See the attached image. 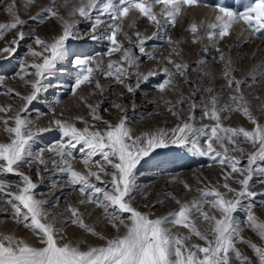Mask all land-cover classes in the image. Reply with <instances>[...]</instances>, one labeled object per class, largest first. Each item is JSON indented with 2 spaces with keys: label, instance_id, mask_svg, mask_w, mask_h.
<instances>
[{
  "label": "snow or ice",
  "instance_id": "6c2138e0",
  "mask_svg": "<svg viewBox=\"0 0 264 264\" xmlns=\"http://www.w3.org/2000/svg\"><path fill=\"white\" fill-rule=\"evenodd\" d=\"M201 2L202 0H115V2L114 0H80V4L74 6L69 12L71 19L58 15L56 11H53L52 6L43 8L31 17L33 20L54 17L60 22L62 31L50 43L36 36L34 43L43 51L37 52L32 48L28 51L34 57H41L42 62H34L30 65L22 62L20 71L16 73L21 80H25L29 69H34L35 79L25 80V84L30 85V94L21 95L15 92V95L23 101V107L14 116L3 120V131L9 135V140L0 142V174L18 176L22 186L16 185L18 192H6L5 190L11 189L13 185L0 179V194L10 197L7 202L11 205L13 219L17 224H22L24 228L30 230L33 235L38 236L39 245L34 246L15 235H0V264H237V262L238 264H264V243L258 246L244 239L241 236L240 223L234 217V213L247 200L248 203L243 205L247 213L246 226L256 232L259 239L264 242V221L258 220L252 211L254 207L252 200L257 193L250 187V181L254 176L264 177V164L260 163L264 162V124L258 123L250 112L241 91L242 81L232 75V61L226 60L219 48L216 51L220 53V61L225 64L223 75L226 79V87L233 89L235 93L230 97V101L236 107L231 108L228 105L218 107L217 98L213 96L210 102L211 107L204 108V116L215 122L212 125L197 128L194 124V116L190 114L187 121L177 124L170 130L171 134L161 129L142 136H134L126 126L125 117H119L118 122L104 120L99 114V103L87 104L92 121L96 123L90 124L84 117L77 116L74 119L82 121L85 125L81 129L74 123L54 119L52 123L57 126L61 139L47 149L40 148L34 153L32 141L36 135L50 129L40 128L34 132L31 128L32 121L23 115L38 99L39 94L47 89L45 80L52 74L57 62L65 55H71L65 45L70 38H78L75 32L77 17L90 21L92 39L97 38L95 33L102 23V16L107 15L114 23L108 25V31L104 35L109 42V47L101 55L110 58L106 69L102 58L71 55V64L77 70L71 93L76 95L82 85H91L94 82L95 89L102 95L103 86L99 80L95 79L96 73L113 78L116 83L123 85L128 93H134L141 82L147 83L151 77L157 75V71L150 69L146 74L135 73L137 76L135 87L127 83L128 77L133 75L130 69L139 66L138 58L132 49L138 48L139 52L147 56L149 60H155L154 53L146 51L145 44L157 33L153 32L152 36H146L140 32H134L136 40H133L132 36L125 32L124 37L132 46L125 47L118 39L124 18L133 13L138 14V17L145 18L149 24L155 25L157 31H160L165 24L175 26L176 16L181 12L182 7L197 6ZM157 6H162L159 12L154 10ZM214 7L217 14L214 21L207 25L206 32L210 41L215 40L217 35L221 39L230 35V29L236 22H242L250 36L264 38V0H254L245 11L239 13L220 4ZM7 10L11 12V9ZM93 10L98 12L95 20L92 16ZM26 23L27 21L21 19L18 14L12 13L10 22L0 23V36H3L6 31L22 28ZM129 27H134V22ZM187 31L193 34V43L200 39L197 35L196 23H192ZM23 39L24 32L19 31L11 44L18 45ZM167 42L169 45L179 43L174 42L171 37L167 38ZM0 51L14 53L16 48L4 47ZM114 53H120L119 60L111 59ZM180 54V51L173 47L164 57L167 65H171L174 71L167 66L162 69L167 78L155 86L162 94L170 87H175L174 77L177 74L184 78L186 84L188 83L189 64L177 62L173 58L174 55L180 56ZM195 91L196 89L193 95ZM207 91L212 92V89ZM13 92V89H8V94ZM80 100L87 103L84 97H80ZM185 102H187L186 99L181 97L180 103ZM114 107L121 108L119 104H115ZM196 107L193 101L191 103L193 113ZM7 111L9 109L0 107V112ZM168 111L178 120L180 119V113L174 110V107H169ZM224 111H240L253 125L252 129L223 126L220 114ZM9 120L14 121V126H9ZM199 136L207 138L206 147L199 146ZM213 142L219 145L222 151L217 150ZM245 143L250 144L252 150L246 154L247 164L242 167L245 149L241 147V144ZM171 145L188 147L190 151L200 156L209 157L212 162L219 164L222 168L230 169V171H223L222 176L224 181L222 187L226 192L208 185L197 188L198 195L191 201H182L169 193L168 195L175 200L178 208L153 219L149 214L139 211L132 203L133 193L137 190L135 170L145 157ZM72 149H77L84 154L82 160L85 166L94 163L98 166L99 173L110 175V182L105 183L103 188L97 187L95 183L90 182L89 177H95L97 181L104 183L98 172L88 168L87 175H84L74 170L71 164V159L75 158ZM45 151L59 157L58 160L52 159L51 164L60 173L67 175V184L73 189L79 186L78 191L82 197L79 204L91 203L103 209L108 223L116 230L115 236H105L87 225L79 208L72 205H68L66 209L71 214L70 222L74 225L78 224L85 232L97 236L103 243L98 246H88L85 249L81 247L83 241L74 243L60 235L63 229L55 226V218L48 219L49 213L45 205L49 201L35 197L34 189L37 185L21 170L22 165H47ZM234 152H239L240 156L230 154ZM97 156L100 157L99 160L94 159ZM108 166H111V172L106 171ZM47 170L45 168V171ZM37 175H42L39 168H37ZM229 181L240 185V188L232 187ZM259 182L264 184V179ZM183 187L186 190H192L186 182H183ZM206 204L219 213V218L209 215L204 210ZM123 214L128 215L125 218ZM198 220L208 224L203 232L197 227ZM177 226L187 229L188 234L174 232L173 228ZM121 227L124 229L123 232ZM192 235L204 241V244H189L188 241ZM237 243L247 244L254 253L255 260L243 254L238 249Z\"/></svg>",
  "mask_w": 264,
  "mask_h": 264
},
{
  "label": "rangeland",
  "instance_id": "374dc122",
  "mask_svg": "<svg viewBox=\"0 0 264 264\" xmlns=\"http://www.w3.org/2000/svg\"><path fill=\"white\" fill-rule=\"evenodd\" d=\"M253 2L254 0H202L197 6L182 7L181 12L176 16L175 26L165 24L160 31H157L155 25L149 24L145 18L138 17V14L133 13L124 18L118 39L125 47H132L124 37L125 32L132 36L133 40H136L133 35L134 32H140L146 36H152L153 32L157 33L153 39L145 44L146 51L153 52L156 57L155 60H149L147 56L139 52L138 48L133 47L132 49L138 58L139 66L130 69L133 75L128 77L127 83L135 87L137 83L135 73L146 74L150 69L157 71V75L151 77L147 83L141 82L140 87L134 93H128L123 85L100 73H96L95 79L99 80L103 86L102 95L99 90L95 89L94 82L91 85H82L77 90L76 95L71 93V86L77 71L71 64V55L102 58L106 69L110 58L101 55L109 47V42L104 38V35L108 31V25L114 23L107 15L102 16V23L95 33L97 38L92 39L93 32L90 28V21L77 17L75 32L78 38H70L65 45L66 50L71 55H65L62 60L57 62L52 74L45 80V84L48 85L47 89L39 94L38 99L23 114L32 121L31 128L34 132L40 128L50 129L36 135L32 141L33 152L39 151L40 148L47 149L61 139L57 126L52 123L54 119L74 123L76 127L81 129L85 125L82 121L74 119L77 116L84 117L90 124L96 123L92 121L87 104L99 103V114L104 120L118 122L119 117H125L126 126L134 136H142L145 133H152L161 129L171 134L170 130L175 128L177 124L187 121L190 114L194 116V124L197 128L214 124V121L204 116V108L205 106L211 107L210 102L213 96L217 98L218 107L225 105L231 108L236 107L230 101V97L235 93L233 89L226 87V79L223 75L225 64L220 61V53L216 51L217 48L224 54L226 60L232 61V75L237 80L242 81L241 91L250 112L258 123L264 124V38L250 36L247 27L242 22L234 23L230 29V35L222 39L217 35L215 40L210 41L206 36L207 25L214 21L217 14L212 11V8L215 9L214 5L220 4L239 13L245 11L246 7ZM79 4L80 0H0V23L10 22L12 13L18 14L21 19L27 21L22 28L18 27L6 31L3 36H0V49L4 47L16 48L14 53L0 51V107L9 109L7 112H0V142H8L9 140V135L3 131V120L14 116L23 107V101L15 95V92H19L21 95L30 94V85H26L25 80L32 81L35 79L34 69H29V74L25 76V80H21L16 75L20 71L21 63L30 65L34 62H42L41 57H34L28 51L29 48L37 52L43 51L42 48L35 45V37L39 36L50 43L62 31L60 22L54 17H48L44 20H33L31 17L43 8L52 6L53 11H56L58 15L65 19H71L69 12ZM161 7L157 6L154 10L159 12ZM7 9H11V12ZM97 15L98 12L93 10V20ZM133 22L134 27H129ZM192 23L198 25L197 35L200 36V39L196 43H193V34L187 31ZM19 31L24 32V39L20 40L18 45L11 44ZM168 37L179 43L169 45ZM173 47L181 53L180 56L174 55L173 58L177 62H186L190 66L187 72L188 83L186 84L184 78L177 74L174 77L175 87H170L162 94L155 86L167 78L162 71L165 66L174 71L172 66L167 65L166 60H164V57L169 54ZM119 57L120 53H114L111 59L119 60ZM21 75L24 74L21 73ZM8 89H13L14 92L8 94ZM194 89H196L195 95H193ZM207 89H212V92H208ZM80 97H84V101L87 103L81 101ZM181 97H184L187 102L180 103ZM193 101L197 105L194 113L191 109ZM115 104H119L121 108L114 107ZM169 107H174V110L180 113L179 120L168 111ZM220 115L222 125L225 127H244L247 130H251L253 127L240 111H224ZM9 126H14L13 120H9ZM206 139L204 136L198 137L200 147H206ZM213 143L217 150L222 151L219 145ZM241 147L245 149V156L241 164L243 167L247 164L246 154L252 150V147L246 143L241 144ZM71 151L75 157L71 159L74 170L80 171L84 175H87L88 168L98 172L104 183L97 181L95 177H89L90 182L95 183L97 187L103 188L105 183L110 182L111 176L99 173L96 164L85 166L82 160L83 153L77 149ZM230 154L240 156L239 152ZM44 157L48 161L47 165H22L21 170L29 175L37 185L34 189L35 197L49 201L45 205V209L49 213L48 219L55 218V226L58 229H63L60 235L74 243L83 241L81 247L85 249L88 246H98L103 243L97 236L85 232L78 224L74 225L70 222L71 214L66 209L68 205H72L79 208L87 225L92 226L97 232L105 236H115L116 230L108 223L102 208L91 203L79 204V200L82 198L78 191L79 186H76L75 189L69 186L67 175L60 173L51 164L52 159L58 160L59 157L53 156L47 151L44 152ZM94 159L99 160L100 157L97 156ZM260 163L264 164V162ZM37 168L42 175H37ZM45 168L48 170L45 171ZM225 170L230 171V169L222 168L219 164L212 162L209 157L200 156L194 151H190L188 147L171 145L167 148L158 149L145 157L135 170L137 190L133 193L132 203L139 211L149 214L150 218L154 219L166 215L169 211L178 208L175 200L168 195L169 193L182 201H191L198 195L197 188L208 185L217 187L221 192H226L222 187L224 182L222 176ZM106 171L111 172V166H108ZM0 179L13 185L11 189H6V192H18L16 185L22 186L20 178L14 174H0ZM261 179L264 177L254 176L250 181V187L252 191L257 193V196L252 200L254 205L252 211L258 220L264 221V184L259 182ZM183 182L188 183L192 190L184 189ZM229 182L232 187L240 188V185L232 181ZM9 198L0 194V235H15L34 246L39 245V237L33 235L22 224H17L13 219L11 205L7 202ZM229 198H231V194H229ZM247 203L248 201L245 200L243 205ZM243 205L234 213V217L242 229L241 236L259 246L264 242L259 239L256 232L246 226L247 213ZM204 210L209 215H215L219 218V213L209 205H204ZM123 215L126 218L128 214ZM197 227L203 232L207 229L208 224L203 220H198ZM123 230L121 227V232ZM173 231L188 234L187 229L181 226L173 228ZM188 243L203 245L204 241L192 235ZM237 247L243 254L255 260L254 253L247 244L237 243Z\"/></svg>",
  "mask_w": 264,
  "mask_h": 264
},
{
  "label": "bare ground",
  "instance_id": "6f19581e",
  "mask_svg": "<svg viewBox=\"0 0 264 264\" xmlns=\"http://www.w3.org/2000/svg\"><path fill=\"white\" fill-rule=\"evenodd\" d=\"M212 11L216 13V10L212 8Z\"/></svg>",
  "mask_w": 264,
  "mask_h": 264
}]
</instances>
